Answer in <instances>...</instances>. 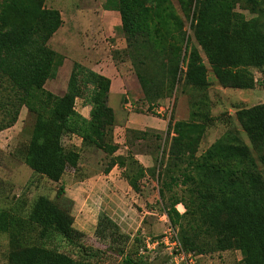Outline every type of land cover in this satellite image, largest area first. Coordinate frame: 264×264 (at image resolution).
Listing matches in <instances>:
<instances>
[{
    "label": "trees",
    "instance_id": "1",
    "mask_svg": "<svg viewBox=\"0 0 264 264\" xmlns=\"http://www.w3.org/2000/svg\"><path fill=\"white\" fill-rule=\"evenodd\" d=\"M46 1L0 0V79L11 86L18 106L26 107L35 119L23 152L24 163L36 174L58 180L66 167L77 168L81 159L76 149H66L62 142L65 135L74 134L84 146H94L111 156L105 174L115 166L126 168L129 157L113 156L117 147L111 142V134L116 119L108 105L109 78L75 65L62 97L44 88L63 65V58L48 46L63 24L62 17L58 10L46 8ZM176 1L191 21L190 33L170 0H106L104 4L105 10L120 14L128 53L136 54L141 44L146 49L143 59L161 64L163 82L168 81L165 86L138 68L137 77L149 109L156 100L173 92L183 72L182 63L186 64L185 85L199 94L208 88V68L197 46L223 88H248L251 69L264 75V0ZM82 73L86 86L92 87L89 119L75 110L76 99L83 93L79 79ZM200 97L192 104L196 111L189 121L169 122V154L158 169V181L162 179L159 192L164 199L165 192L183 186L188 204L187 212L181 214L177 206L182 202L173 196L165 212L171 227L179 229L186 252L204 257V253L234 251L242 256L239 263L264 264V104L236 110L235 118L250 146L237 133H229L198 158L200 142L214 121L209 115L208 98ZM13 106L16 104L10 99L7 115H12ZM17 118L18 112L3 128L14 125ZM130 159L138 171L131 176L123 173V177L138 191V180L144 177L145 169ZM244 164L248 167L240 174L234 171V166ZM2 233L10 234L7 264H80L43 245L51 235L69 242L82 236L73 227V217L48 197H38L24 218L2 211ZM97 234L109 241L108 252L121 258V264H143L137 255L145 238H154L143 235L140 246L130 248V238L107 216L100 217ZM143 257L166 261L160 253Z\"/></svg>",
    "mask_w": 264,
    "mask_h": 264
},
{
    "label": "rangeland",
    "instance_id": "2",
    "mask_svg": "<svg viewBox=\"0 0 264 264\" xmlns=\"http://www.w3.org/2000/svg\"><path fill=\"white\" fill-rule=\"evenodd\" d=\"M105 1H46V8L58 10L62 17L63 24L50 39L48 46L63 58V65L58 68L56 77L46 82L44 88L62 97L67 92L75 65H80L85 70H91L90 64L95 62H110V65L117 66L119 74L123 76L124 90L121 89L118 98L108 99V105L116 118L111 142L117 147L113 156L129 157L126 168L115 166L105 174V170L111 165V156L94 146H84L78 136L68 134L63 137L62 142L66 149H76L80 153L78 167H66L58 180L36 174L23 160V152L29 144L35 119L26 107L18 106L11 86L0 79V213L11 211L24 218L38 197H48L73 217V227L82 236L76 242H69L61 236L51 235L43 245L69 255L80 264H121V258L108 252L109 241L97 234L98 221L102 216L109 217L130 238L131 248L134 245L140 246L143 235L161 236L172 226L164 209L169 206L171 197L175 196L182 202L177 206L181 214L187 212L188 196L183 186H175L172 192H165L164 199L159 192L162 179L158 181V169L169 154L171 137L167 130L170 120L173 123L189 121L191 114L196 111L192 104L200 96L208 98L211 110L209 115L214 121L200 142L197 153L199 158L229 133H237L242 142L250 146L235 113L239 108L264 104V75L259 70L251 69L253 77L248 82V88H223L215 79L206 55L197 46L208 68V88L199 94L185 85L186 64L182 63L183 72L180 73L173 92L156 100L149 109L137 77L139 69L143 74L155 76L160 86H165L168 81L163 82L160 62L143 59L146 49L141 44L136 47V54L128 53L127 42L120 29V14L105 10ZM170 2L176 14L184 21L185 31L190 33V19L184 17L176 0ZM238 11L250 17L247 11L240 8ZM192 43L195 44L194 41ZM79 79L83 93L76 99L75 110L77 108L81 111L83 106L92 109V87L86 86V76L83 73ZM10 99L16 104L11 107V116L5 110ZM16 112L18 118L14 125L3 128ZM130 158L145 169L144 177L138 180V191L129 185V179L123 177V173L131 176L138 171L136 165L131 164ZM247 167L248 164H244L234 166L233 169L240 174ZM260 169H263L262 166ZM10 250V234L2 233L0 264H7ZM137 258L142 259L143 261H139L143 264H166L164 258L160 257L150 260L137 255ZM241 259V254L234 251L204 253L200 264H237Z\"/></svg>",
    "mask_w": 264,
    "mask_h": 264
},
{
    "label": "built area",
    "instance_id": "3",
    "mask_svg": "<svg viewBox=\"0 0 264 264\" xmlns=\"http://www.w3.org/2000/svg\"><path fill=\"white\" fill-rule=\"evenodd\" d=\"M164 217L167 218L166 215ZM159 253L166 258V264H200V259L203 257L186 252L180 242L178 232L172 227L161 236L145 238L140 249L142 256L154 257Z\"/></svg>",
    "mask_w": 264,
    "mask_h": 264
},
{
    "label": "crops",
    "instance_id": "4",
    "mask_svg": "<svg viewBox=\"0 0 264 264\" xmlns=\"http://www.w3.org/2000/svg\"><path fill=\"white\" fill-rule=\"evenodd\" d=\"M110 12H114V11H110ZM106 65H110V62H103V63H96L95 62V63L90 64L92 71H94V72H96L102 76H105L111 80V90L109 93V97H117L118 98L121 94V89L124 90L123 76H121V74H119L117 66H115V65L106 66ZM76 110H77V108H76ZM77 111L80 112V114L84 118L89 119V115H90V111H91L90 107L83 106L81 111H79V110H77ZM79 141H81V140H79ZM146 161H148L147 158H146ZM147 164H149V162H147ZM91 183H94V182H91Z\"/></svg>",
    "mask_w": 264,
    "mask_h": 264
}]
</instances>
